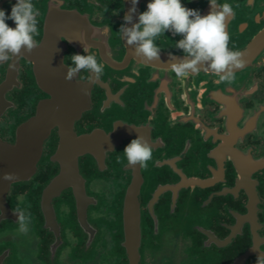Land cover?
I'll use <instances>...</instances> for the list:
<instances>
[{
	"label": "flooded vegetation",
	"instance_id": "1",
	"mask_svg": "<svg viewBox=\"0 0 264 264\" xmlns=\"http://www.w3.org/2000/svg\"><path fill=\"white\" fill-rule=\"evenodd\" d=\"M32 2L40 45L0 62V264H256L264 0H219L233 8L228 47L243 54L231 82L207 65L177 76L186 54L171 30L157 38L159 59L137 57L119 33L132 0ZM182 4L210 11L208 0ZM84 45L103 72L67 79ZM138 136L152 158L127 166Z\"/></svg>",
	"mask_w": 264,
	"mask_h": 264
},
{
	"label": "clouds",
	"instance_id": "2",
	"mask_svg": "<svg viewBox=\"0 0 264 264\" xmlns=\"http://www.w3.org/2000/svg\"><path fill=\"white\" fill-rule=\"evenodd\" d=\"M138 3L139 0H132L131 14L124 16L119 30L127 45L134 46L137 57L148 62L159 59L161 49L157 46V38L171 30L183 36L175 43V48L186 54L180 63L172 64L177 76L207 65L221 80L231 82L234 79L233 69L242 66L243 54L228 47L226 21L233 15L229 4L208 0L210 11L202 15L198 9L185 7L182 0H148L146 10L139 14L138 22L133 23ZM37 16L38 9L32 0H16L10 14L0 9V62L20 54L22 49L31 52L40 45L35 39L39 35ZM9 20L15 23V28L9 26ZM129 24L132 26L128 27ZM80 42L84 44L83 38ZM84 52V55L70 56L67 79L81 70H88L95 77L102 74L104 65L97 61L96 55L88 52L85 45ZM123 154L127 166L141 167L152 158L151 145L143 136H138L125 147ZM256 264H264V256L257 257Z\"/></svg>",
	"mask_w": 264,
	"mask_h": 264
},
{
	"label": "water",
	"instance_id": "3",
	"mask_svg": "<svg viewBox=\"0 0 264 264\" xmlns=\"http://www.w3.org/2000/svg\"><path fill=\"white\" fill-rule=\"evenodd\" d=\"M0 148H1V150H0V154H2V153H5V154H7V153H9V150H3L2 148H7V146H5L4 144H2V142L0 143Z\"/></svg>",
	"mask_w": 264,
	"mask_h": 264
}]
</instances>
